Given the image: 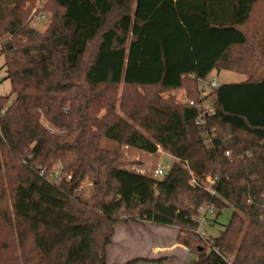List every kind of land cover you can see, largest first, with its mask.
<instances>
[{
    "label": "trees",
    "instance_id": "trees-1",
    "mask_svg": "<svg viewBox=\"0 0 264 264\" xmlns=\"http://www.w3.org/2000/svg\"><path fill=\"white\" fill-rule=\"evenodd\" d=\"M51 1L45 31L27 23L36 0L0 30V264H110L115 225L146 222L179 229L185 264H264V0ZM213 70L246 79L214 88L200 125L164 93L189 84L202 102ZM125 146L175 161L156 178L122 162ZM58 163L72 176L59 185L39 173ZM187 164L216 194L187 184ZM203 204L235 209L209 243L195 234ZM140 261L156 262L126 264Z\"/></svg>",
    "mask_w": 264,
    "mask_h": 264
},
{
    "label": "rangeland",
    "instance_id": "rangeland-1",
    "mask_svg": "<svg viewBox=\"0 0 264 264\" xmlns=\"http://www.w3.org/2000/svg\"><path fill=\"white\" fill-rule=\"evenodd\" d=\"M18 0H0V12L6 13V19L3 21H0V30H7V26L10 25V21L13 19L14 14V8L17 5ZM38 1L42 2V8L44 12L46 13L47 19L44 23V26L40 29V31H45L48 26L51 24L52 20L54 19L55 15H58L61 13V10L54 6L53 2L51 0H36L34 6L37 4ZM29 2H26L24 4L23 10H26L28 8ZM33 6V7H34ZM31 12V11H30ZM8 37V33L4 34L0 38L2 40L6 39ZM5 58L1 51L0 47V95H8L11 93V83L10 80L6 78L7 71L5 68ZM214 78L217 79L218 84H224V83H238L241 81H244L246 79V75L228 71V70H213L207 77L205 81L202 82L201 88L204 91V94L206 95V103L212 104L214 101V95H213V88L210 86V81ZM187 87H191V85L187 84ZM183 87L178 90L168 91L165 92L164 95L173 96L177 102L180 104H187L189 101L195 98V95L192 91L189 90V88ZM193 87V86H192ZM15 96L12 95L11 100ZM44 123L47 121L44 120ZM48 124V123H46ZM114 144L113 142L104 139L103 145H109ZM163 150V149H162ZM156 154H152L145 151H139L133 148L124 147L123 156H122V162L129 167H137L140 170H144L145 172L149 174H153L155 168L162 164L165 166L166 171H168L172 164L175 161V158L165 152ZM82 185L85 187V190L88 191V194L90 193V190L92 189V183L90 180H85ZM234 208L232 206H228L223 208L222 210H219L215 208L216 213V222L210 223L207 226V232L208 235H210L212 238L217 237L220 234V231L225 228V226L228 224L231 215L234 212ZM120 228V227H119ZM179 230V229H178ZM179 234V233H178ZM173 234L167 233V235L164 237L166 241L173 240ZM120 238V229L117 231V240ZM178 242V241H177ZM151 256H155L151 254ZM111 261V260H110Z\"/></svg>",
    "mask_w": 264,
    "mask_h": 264
},
{
    "label": "crops",
    "instance_id": "crops-1",
    "mask_svg": "<svg viewBox=\"0 0 264 264\" xmlns=\"http://www.w3.org/2000/svg\"><path fill=\"white\" fill-rule=\"evenodd\" d=\"M118 229L120 238L117 240ZM167 233L173 234V240L164 239ZM178 233L176 227L151 222L118 223L115 225L113 242L108 249V262L126 264L140 259L156 262L140 261L134 264H185L191 255L187 247L177 242Z\"/></svg>",
    "mask_w": 264,
    "mask_h": 264
},
{
    "label": "built area",
    "instance_id": "built-area-1",
    "mask_svg": "<svg viewBox=\"0 0 264 264\" xmlns=\"http://www.w3.org/2000/svg\"><path fill=\"white\" fill-rule=\"evenodd\" d=\"M47 19L46 13L42 8V2L38 1L37 4L32 7L31 12L28 16L27 23L28 26L34 30H40ZM210 86L214 89L219 86L218 81L216 78L210 81ZM189 104L192 106L197 107L200 110V116L198 118L197 123L200 125L205 124V118L203 117L204 114L213 113V107L210 104L206 103V100L202 102H195L194 100L189 101ZM49 133H59L62 134L64 132L63 129H58L54 126L47 125ZM215 136L214 132L206 131L204 132V140L205 143L210 146L212 144V138ZM159 153H164L161 148L158 149ZM229 155V152L226 153ZM187 169L189 172V179L187 184L192 187H201L211 194H216L215 184L216 179L212 176H208L205 179H198L194 172L190 169L189 165L187 164ZM145 172L144 170H141ZM39 173L42 177L54 184H61L65 180H71L72 176L67 174L63 171L62 165L60 163L53 165L50 169L45 167H39ZM166 173V168L164 165L159 164L154 172L153 176L156 178L162 177ZM76 194L80 196H87L88 191L85 190V187L81 184L76 188ZM216 218L215 207L211 204H203L198 208L197 215L195 216V221L197 223V228L195 230L196 237L206 243L208 242V232L207 226L213 222Z\"/></svg>",
    "mask_w": 264,
    "mask_h": 264
}]
</instances>
